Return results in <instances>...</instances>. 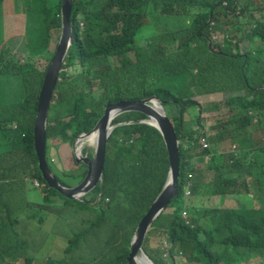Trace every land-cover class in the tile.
Masks as SVG:
<instances>
[{"label":"trees","instance_id":"obj_1","mask_svg":"<svg viewBox=\"0 0 264 264\" xmlns=\"http://www.w3.org/2000/svg\"><path fill=\"white\" fill-rule=\"evenodd\" d=\"M39 1L35 7V0H25V5L20 1L16 8L3 9L4 27L25 28L24 43L31 52L20 61L16 46L3 42L0 31V264L21 259L25 264H129L138 223L167 178L164 136L150 124L127 122L145 118L142 112L119 114L107 143L102 183L81 200L61 196L48 185L34 147L46 73L35 59L40 55L49 63L54 55L47 47L60 31L62 0ZM79 16L85 26L69 48L66 70L56 85L47 145L53 131L63 135L57 145L72 144L79 134L90 132L110 102L158 97L173 126L189 115L212 132L217 161L212 160L208 171L216 173L217 183L209 193L218 192L220 183L229 184L232 193L249 203L210 208L206 216L189 209L180 199L184 184L190 173L196 179L204 173L191 161L193 148H182L179 196L168 207L173 210L162 212L148 231L145 252L156 264H178L177 256L187 264L263 261L264 0H74V25ZM212 93L224 95L227 111L209 127L202 113L221 104L202 107L199 97ZM226 141L235 147L218 152ZM47 163L66 186L77 184L87 172L83 162L67 173L48 157ZM33 177L40 188H33ZM37 194L47 204L31 214L24 203L37 202ZM55 196L62 198L58 205L53 204ZM184 208L188 218L182 217ZM36 215L38 224H31ZM165 233L173 243L169 260L167 249L148 244L150 236ZM56 240L65 244L60 256L49 250V242Z\"/></svg>","mask_w":264,"mask_h":264},{"label":"water","instance_id":"obj_2","mask_svg":"<svg viewBox=\"0 0 264 264\" xmlns=\"http://www.w3.org/2000/svg\"><path fill=\"white\" fill-rule=\"evenodd\" d=\"M72 8L73 0H62V28L58 43L59 46L47 67L44 84L39 95L38 113L34 128V147L39 159L38 165L49 186L56 188L67 197L81 198L82 195L91 189L103 176V170L106 162L107 140L109 133L115 126L111 125L112 120L117 115L130 111L142 112L148 115V117L154 118L157 121L155 126L164 136L166 146L174 154L175 166L171 165V167H173L174 175L172 182L169 185L164 186L162 191L151 204L147 213L140 220L133 235L131 241V250L127 259L130 264H155L144 251L143 243L151 225L160 212L169 204L172 196L176 193L179 164L175 132L172 128L171 122L164 117V114L153 108L154 103L157 102V98L155 96L132 100L125 99L108 103L105 107L103 115L99 118L94 129L91 132L82 134L78 139L75 140V142H77L79 139L97 136L96 145L94 146L95 153L92 157L83 156L76 150V147L74 148L76 161H82L88 167L87 174L80 184L70 187L62 186L47 164V119L50 109V101L53 96L55 85L59 78L62 65L65 61L69 45L72 42L71 26L69 20ZM137 121L138 120H133L132 122Z\"/></svg>","mask_w":264,"mask_h":264},{"label":"clouds","instance_id":"obj_3","mask_svg":"<svg viewBox=\"0 0 264 264\" xmlns=\"http://www.w3.org/2000/svg\"><path fill=\"white\" fill-rule=\"evenodd\" d=\"M73 5H74V0H73ZM71 13H72V10H71ZM71 13H70L69 20H70V26H71L72 42L70 43L69 48L73 44V42L75 40H78L79 36H81L83 34V30H84V26H85L82 16L78 17V23H77V25H74V23L71 21ZM60 18H61V26H60V31L57 33V42L58 43H59V39H60V35H61V28H62V5H61V9H60ZM21 28H23V27H21ZM4 29L6 30V33H7V31L9 32V30H12V31H10V33L13 32V34H11V35H14L13 38H15V39L19 35L17 27L14 24H12L10 27H4ZM23 29H25V28H23ZM78 31H79V34H78ZM217 37H218V34H213V38H217ZM51 38H53V34H52ZM3 39H4V33H3ZM50 41H51V39H50ZM9 43H10L11 46L15 45L16 48H18V43L15 42L13 39L10 40ZM58 46L55 48V50H54L55 52H56ZM68 51H69V49H68ZM50 52H53V51H50ZM55 52H54V54H55ZM67 55H68V52H67ZM67 55H66V57H67ZM53 56L51 57V59L53 58ZM66 57H65V60H66ZM51 59H50V61H51ZM64 63H65V61H64ZM62 70H66V68H63V65H62L61 71ZM46 71H47V68H46ZM45 75H46V73H45ZM45 75H44V80H45ZM59 79H60V74H59V78H58L57 82L59 81ZM43 84H44V81H43ZM43 84H42V86H43ZM56 85H57V83H56ZM56 85H55V89H56ZM41 89H42V87H41ZM55 89H54V92H53V96H54V93H55ZM39 95H40V93H39ZM215 95H220L221 96L222 93H212V94H207V95H202V96H215ZM53 96L51 98L50 104L52 103ZM156 98H157V102L154 103V107L153 108L155 110H157V111L162 112L164 114V117L167 118L171 122L172 128H173V130L175 132V137H176V140H177V148H178L177 154H178V159H179L178 176H177V190H176V193L172 196L171 201L177 195L179 196V181H180V173H181V149L182 148H193V149H191L189 151V154L192 155L191 161L193 163H195L204 174H203V176L200 179H196L192 173L189 174V179L184 184L183 192H182V195H181L180 199L184 201V204L187 205L189 207V209L191 207H194V208L198 209L201 212L202 216L210 215L208 213V211H207V209H210V208H215V207H217V208H233V207H236V206H232L231 205L232 201L236 200V199H238V197L244 196V195L237 196L236 193H232L234 191V188L231 187L229 184L220 183L218 192L209 193L210 188L215 186L216 183H217L216 173L214 171H208V166L212 162V160L215 159L217 161L216 147L213 144V142L211 141V138L213 137V134L210 131V129L208 130V129H204L202 127H199L196 123L193 122L192 118H189V116H187V117L183 116V121L178 122V123H176L175 126H173L172 120L167 115V108L162 104L161 100H159L158 97H156ZM221 99H223V96H221ZM129 100H132V99H129ZM115 102H117V101H115ZM215 103L220 104V102H212V103H210L209 105H207L205 107H212V105L215 104ZM137 120H138L137 122L147 123V124H150V125L156 127L155 125H156L157 121L154 118H152V117H148V115L145 118L137 119ZM132 121L133 120H130V121H127V122H132ZM47 123H48V119H47ZM122 123H124V122H120L119 124H122ZM111 125H115L113 123V120L111 122ZM212 125H210L209 127H211ZM115 126H114V128H115ZM15 127H16V125H15ZM94 127H93V129H94ZM114 128L112 129V131L114 130ZM112 131L109 133L108 139H109ZM193 132H195V133H193ZM84 133H86V132H83V133L79 134V136L76 139H78ZM96 138H97V136L90 137V138L88 137L86 139H87V141H90L95 146L96 145ZM75 140L73 141V144L75 145L76 150L80 154H82L83 156L91 155L89 157L93 156V154L95 153V149L92 151V149L90 147H88V146H83V145L80 146L79 144L81 143L80 142L81 139H79L77 142H75ZM54 142H55V140L50 141V144L47 145V140H46V155L50 159L51 162H53V160H52V158L50 156V152L52 153V150H53L52 147L56 148V147H59V145L60 146H63V145L65 146V143H63V142H62V144L60 143L59 145L55 144ZM107 143H108V140H107ZM222 146H223V144H222ZM209 148L213 149L212 153L211 154H205L204 151H206ZM220 148L218 149V152H221V153L227 152V153H229V151H220ZM71 149H72V152L74 154V159H75L74 148H71ZM162 150L164 152H166L167 159H168L167 160L168 169L166 171L167 178H166V181H165V183H164V185L162 187V189H163L165 185H169L172 182V180H173L174 173H173V167H171V165L175 166V163H174V154L168 149V147L166 146V143H165V146L162 147ZM106 157H107V145H106ZM75 161H76V159H75ZM76 162L79 163V162H82V161H76ZM169 165H170V167H169ZM48 166H49V164H48ZM87 170H88V167H87ZM64 171H66V173H67V171H70V170H64ZM103 172H104V170H103ZM41 173H42V171H41ZM53 173H54V171H53ZM86 174H87V172H86ZM86 174L75 185L80 184V182H82V180L85 178ZM55 176H56V174H55ZM36 178L37 177H33L31 179V181L34 180L33 188H37L38 189V188L41 187V182L39 180H37ZM102 180H103V176H102V178H100L98 180V182L91 189L86 191L82 195L81 198H74L73 197L72 199L81 200L84 195H86L87 193H89L93 189H95L97 186H99L102 183ZM59 183L62 186H66V185L62 184L60 181H59ZM75 185H73V186H75ZM67 187H70V186H67ZM162 189L160 190V192L162 191ZM158 194H157V196H158ZM61 196H64L66 198H70V197L65 196L62 193H61ZM156 197L154 198V200L156 199ZM100 198H101V194L99 193L98 196H97V199L99 200ZM190 198H194L195 201L194 202L188 201ZM35 199H37L38 201L37 202L33 201L34 202L33 204H30L28 201H26L24 203V206L28 208V211L31 214H35L36 213V209H37L39 204H41V203H46L47 204V201L46 200H41L42 198H39L38 194L35 195ZM52 199H54V203L53 204H56V205H58V203L62 201V198H60L59 196L52 197ZM210 200H217V202L215 204L208 205V202ZM153 201H152V203H153ZM171 201L165 207V209H163L160 212V214L168 209ZM223 202H225V203H223ZM151 204H150V206H151ZM238 205H240V203H238ZM149 208H148V210H149ZM172 210H173V208H172ZM160 214L157 216V218L160 216ZM181 214H182V217H184V218H188L189 217L187 208H184L181 211ZM156 219H155V221H156ZM154 222H153V224H154ZM30 223L34 224V225L38 224V216L36 215L33 219H31ZM152 225H151V227H152ZM146 236H147V234H146ZM146 236H145V238H146ZM163 238L165 239V240H163L164 248L167 249V252H166L165 256H167V259H168V256L170 255L168 249H170V247L173 246V243L170 240H168V234L167 233H165L163 235ZM144 242H145V239H144ZM143 246H144V243H143ZM143 249H144V247H143Z\"/></svg>","mask_w":264,"mask_h":264},{"label":"rangeland","instance_id":"obj_4","mask_svg":"<svg viewBox=\"0 0 264 264\" xmlns=\"http://www.w3.org/2000/svg\"><path fill=\"white\" fill-rule=\"evenodd\" d=\"M20 1H21L22 4L25 5V3H24L25 0H15L14 1L15 3L3 1L0 4V29H1L0 31L2 33V36H3V33H4L3 42H5L7 45L11 46L9 42L12 39L15 42L18 43V48H14L13 47V51H14V54L17 56V58L20 59V61L23 62L29 56V53L31 52L30 49L27 48L25 46V43H24L25 38L28 37V33H27V31L25 29L21 28V25L17 27L19 35L16 37V39L13 38L14 35H11V34H13V32L10 33V31H12V30H9V32L7 31V33H6V30L4 29V10H3V9L16 8L17 7L16 4H20ZM35 3L37 5H41L42 4L39 0H35V2L33 4V7H35V5H36ZM218 37L222 38V35L218 34ZM57 46H58L57 33H54L53 34V38H51V41H50L49 50H48V47H47V51L48 52L54 51ZM46 59H47V57H42L40 55L35 59V64L40 70H44L45 68L48 67L49 63H48V61ZM17 83H20V80H17ZM221 96H223V99H221ZM221 96L220 95H215V96H202V97H199L202 107L207 106V105H209L212 102H220V104H221V108L218 109V110H215V111L213 110V111H210V112H203L202 113V116L206 119V126H210V125L214 124V122H215L217 117H219V116H221L223 114H226L227 110L223 107L224 95L222 94ZM97 122H96V124H97ZM53 133H54L55 137L51 136L49 141L55 140L54 143L57 144L63 139V135H62L61 132H54L53 131ZM80 142H81L79 144L80 146H82V145L83 146H88V147H90L92 149V151L94 150V144H92L90 141H87V139H81ZM233 147H235V144L233 142L226 141V142L223 143V146L220 148V151H228V150H230ZM52 149L53 150H52V153L50 152V156H51L53 162L56 164V166L59 169H61V170H72V169H75L77 167V163L74 160V154H73L72 149H71L70 146L66 145V147H65L64 145L63 146L59 145V147H56V148L52 147ZM0 151H1V148H0ZM188 201L194 202L195 199L194 198H190ZM216 202H217V200H210L208 202V205L215 204ZM223 203H225V202H223ZM238 203L248 204L249 202H248V199L246 197L240 196V197H238V199L233 200L231 205L232 206H237ZM171 210H172V208H168L167 209V211H169V212ZM89 240H91V238ZM92 240H93V242H95V239H92ZM163 240H165L163 238V236L154 234V235L150 236V238L148 240V244L153 249L160 248V247L164 248ZM49 243L53 244V246L49 248L51 253L54 251V254L56 256H60L62 254V252H63L64 247H65L64 242L56 240V242L52 241V242H49ZM170 258H171V256L169 255L168 256V260ZM176 260H177L178 264H187L186 260L182 259V257H180V256H177ZM16 264H25V263H24V260L21 259L20 262H17ZM36 264H43V263L37 260ZM168 264H173V261H170ZM191 264H201V263L192 262ZM243 264H264V261H261L260 257H257L255 259L249 260L248 262H244Z\"/></svg>","mask_w":264,"mask_h":264},{"label":"flooded vegetation","instance_id":"obj_5","mask_svg":"<svg viewBox=\"0 0 264 264\" xmlns=\"http://www.w3.org/2000/svg\"><path fill=\"white\" fill-rule=\"evenodd\" d=\"M70 146L71 148H75V145L72 143V144H69V143H65V146ZM73 146V147H72Z\"/></svg>","mask_w":264,"mask_h":264},{"label":"bare ground","instance_id":"obj_6","mask_svg":"<svg viewBox=\"0 0 264 264\" xmlns=\"http://www.w3.org/2000/svg\"><path fill=\"white\" fill-rule=\"evenodd\" d=\"M142 261V260H141Z\"/></svg>","mask_w":264,"mask_h":264}]
</instances>
